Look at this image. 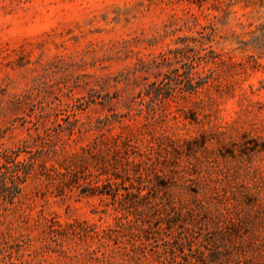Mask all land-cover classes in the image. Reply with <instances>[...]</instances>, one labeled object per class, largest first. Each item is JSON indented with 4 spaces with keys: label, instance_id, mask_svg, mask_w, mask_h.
Instances as JSON below:
<instances>
[{
    "label": "rangeland",
    "instance_id": "obj_1",
    "mask_svg": "<svg viewBox=\"0 0 264 264\" xmlns=\"http://www.w3.org/2000/svg\"><path fill=\"white\" fill-rule=\"evenodd\" d=\"M99 133L116 141L119 168L155 159L163 176L137 208L59 194L42 169ZM17 147L32 168L13 203L0 198V264H200L204 237L165 218L168 196L224 212L254 251L264 0H0V150Z\"/></svg>",
    "mask_w": 264,
    "mask_h": 264
},
{
    "label": "trees",
    "instance_id": "obj_2",
    "mask_svg": "<svg viewBox=\"0 0 264 264\" xmlns=\"http://www.w3.org/2000/svg\"><path fill=\"white\" fill-rule=\"evenodd\" d=\"M188 80L187 89L195 90L197 85ZM150 92L157 99L167 96L158 92L155 86L151 91L147 89V94ZM116 145V141L108 144L103 133H99L82 146L80 152L63 157L56 165L43 163L41 166L47 172V177L56 183L59 194L77 189L78 194L110 195L119 204L126 199L127 207L137 208L141 199H150L149 190L143 191L147 188L144 183H153V177L156 179L163 175L158 173L156 161L150 155L136 161L128 159L119 168ZM22 150L20 147L0 150V198L9 203H13L20 193V184L26 180L32 168L25 158L16 159ZM90 165L94 170L90 169ZM125 180L129 184L123 185L125 192L120 193L118 185ZM158 205L154 202V208L159 211ZM161 205L170 223H182L189 229L197 226L201 231L204 243L196 257L200 264H264V242L257 243L253 251L248 239H242L238 223L226 218L224 212L211 214L201 200L176 203L172 196L166 197ZM202 213L206 215L202 217ZM190 261L186 262L193 264Z\"/></svg>",
    "mask_w": 264,
    "mask_h": 264
}]
</instances>
